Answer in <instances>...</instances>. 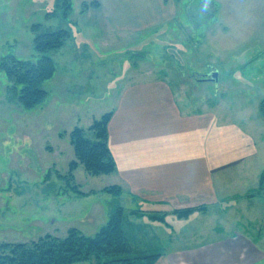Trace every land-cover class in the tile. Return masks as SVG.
Here are the masks:
<instances>
[{
	"label": "rangeland",
	"instance_id": "374dc122",
	"mask_svg": "<svg viewBox=\"0 0 264 264\" xmlns=\"http://www.w3.org/2000/svg\"><path fill=\"white\" fill-rule=\"evenodd\" d=\"M59 1L0 0V62L3 57L32 63L40 59L33 48L34 25L71 34L60 50L43 55L57 69L42 85L48 96L38 107L25 110L0 72V246L45 236L61 239L70 230L92 237L116 207L125 213L130 258L163 255L185 245L177 236H186L189 229L179 219H166L177 233L170 235L176 243L167 244L146 220L149 214L131 216L162 209L135 199L124 186L121 197L105 193L117 186L113 174L94 177L78 164L69 173L77 161L69 144L73 129L88 133L95 121L115 111L124 85L154 79L177 85L178 99L195 109L218 104V115L257 145L251 180L228 186V194L240 196L239 201L222 206L225 210L215 208L203 230H209V238L221 230L254 240L264 235V196L244 199L258 187L254 176L264 172V119L258 114L264 100V0H160V24L129 26L124 33L110 16L113 0L84 13L82 5L96 0H69L72 12L66 19ZM214 71L218 82H206Z\"/></svg>",
	"mask_w": 264,
	"mask_h": 264
},
{
	"label": "crops",
	"instance_id": "0c3cea01",
	"mask_svg": "<svg viewBox=\"0 0 264 264\" xmlns=\"http://www.w3.org/2000/svg\"><path fill=\"white\" fill-rule=\"evenodd\" d=\"M95 2L101 9L104 0ZM162 5L160 0H113L108 8L118 31L124 33L129 26L160 24ZM141 81L123 86L107 128L117 186L122 191L124 186L132 197L163 212L169 208L207 209L187 220L167 215L164 224L146 219L167 244L176 243L171 236L177 234L167 223L168 217H175L189 229V237L188 233L177 236L183 237L185 245L164 253L156 264H264L262 233L254 240L246 234L221 230L209 238V230H203L208 228L203 224L215 215V208L235 203L240 197L228 194V186L251 180L250 161L257 156L253 139L218 115V104H200L195 109L192 103L178 99L174 91L177 85L170 81ZM262 173L254 176L258 185Z\"/></svg>",
	"mask_w": 264,
	"mask_h": 264
},
{
	"label": "trees",
	"instance_id": "16d2710c",
	"mask_svg": "<svg viewBox=\"0 0 264 264\" xmlns=\"http://www.w3.org/2000/svg\"><path fill=\"white\" fill-rule=\"evenodd\" d=\"M62 9L63 18H68L71 11L69 0L57 3ZM98 3L93 2L87 7L82 5L81 11L87 8L98 9ZM47 18H50L47 16ZM34 34V51L42 55L35 62L19 61L13 57H6L0 62V72L7 77L12 85L13 95L19 100V104L25 110H32L45 102L48 94L42 89V85L52 80L55 63L47 56V52L60 50L64 43L70 39L65 30H43L41 25L31 27ZM19 88V89H17ZM258 114L264 119V100L258 105ZM112 112L95 121L86 133L81 128H75L70 134L69 144L72 147L75 163L70 165L69 173L75 172L77 164L81 165L87 174L97 176H110L115 173L116 165L113 161L111 150L108 148V124ZM257 190L250 192L244 199L249 201L264 196V172L260 176ZM73 194L83 196L72 189ZM105 193L121 197L122 190L113 186L104 190ZM243 198V197H242ZM240 199V198H236ZM206 208H190L172 211L171 215L179 220H187L194 213L206 212ZM145 214L150 221L164 224L167 212H139L134 211L131 216L138 219ZM125 213L123 208L116 207L110 215V219L92 237H84L76 230L67 232L65 238L45 236L42 239L28 243H11L0 246V264H87L94 260L96 264H156L162 255L143 256L130 258L133 254L130 242L123 231Z\"/></svg>",
	"mask_w": 264,
	"mask_h": 264
},
{
	"label": "water",
	"instance_id": "95a60500",
	"mask_svg": "<svg viewBox=\"0 0 264 264\" xmlns=\"http://www.w3.org/2000/svg\"><path fill=\"white\" fill-rule=\"evenodd\" d=\"M218 76H219V74H217L215 71L211 74V75H209V82H211V83H217L218 82Z\"/></svg>",
	"mask_w": 264,
	"mask_h": 264
},
{
	"label": "flooded vegetation",
	"instance_id": "af4514ba",
	"mask_svg": "<svg viewBox=\"0 0 264 264\" xmlns=\"http://www.w3.org/2000/svg\"><path fill=\"white\" fill-rule=\"evenodd\" d=\"M206 76H208V75H206ZM203 77H205V76H203ZM206 82H209L210 80L208 79V80H205Z\"/></svg>",
	"mask_w": 264,
	"mask_h": 264
}]
</instances>
